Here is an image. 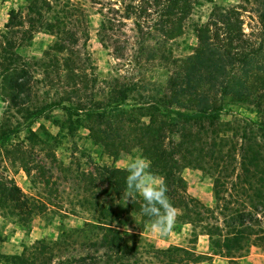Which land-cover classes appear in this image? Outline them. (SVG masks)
Listing matches in <instances>:
<instances>
[{"label":"rangeland","instance_id":"obj_1","mask_svg":"<svg viewBox=\"0 0 264 264\" xmlns=\"http://www.w3.org/2000/svg\"><path fill=\"white\" fill-rule=\"evenodd\" d=\"M97 1L106 6L111 3V0ZM25 2L0 0V29L8 23L11 11L23 7ZM81 3L90 16L87 53L95 67L94 75L100 81L117 79L105 93L100 89L94 91V98L99 96L100 101H104L112 92V97L126 95V106L113 119H117L118 130L128 142L145 137L147 143L129 147L132 144L129 142L123 151L106 148L95 132L90 131L88 115L77 116L75 112L55 106L64 102L75 108L82 96L67 102L62 90L46 84L37 85L40 97L37 106L42 107L43 115L32 122L29 113L12 109L0 95V135L2 130L21 128L16 137L5 143L3 150H10V145L23 141L25 146L21 150L28 164L24 166L14 157L6 158V151L0 153V175L12 179L26 198L21 201L27 205L22 209L12 207V211L0 205V252L19 256L37 241L55 242L71 231L67 250L55 254L50 264L92 254L93 250H86V243L89 238L100 239L103 230L96 228H101L99 222H102L119 229L126 243L137 247L145 257L151 256L155 249L180 247L193 253L189 257L193 262L186 264H264V157L257 166L244 171L239 155L244 137L255 148L264 146V132L257 125L264 123V115L254 104L255 96H245L248 85L260 88V77L264 79V23L261 19L264 0H195L185 35L167 45L172 60L187 58L186 70L203 72L204 78L208 77L209 81L204 80L205 88L210 86L212 75L220 73L214 81L218 93L215 92L217 96L210 103L223 110L220 119L212 121L215 123L212 127L204 120H186L151 107L167 95V82L174 72L173 66L166 62L171 60L152 61L147 56L144 48L148 42L140 43L142 39L134 19L125 21L119 32L121 52L118 56L113 47L106 48L98 37L101 5H94L90 0ZM215 7L219 10L235 7L243 22L238 29V40L227 39L222 26L210 25L212 39L209 42L213 46L232 43L234 52L250 53L245 67L227 59L229 62L222 61L220 68L196 54L199 44L196 29L209 22ZM55 42L56 36L41 32L28 46L18 49V53L28 61L39 59ZM233 74L239 76L242 85H231L228 94L221 95V88ZM241 77L247 79L242 81ZM37 78L44 81L43 76ZM232 89L244 94H236ZM248 90V94L254 93ZM182 101L187 103L188 99ZM84 103L91 106L87 99ZM158 106L166 107L163 102ZM173 109L190 113L188 108L176 104ZM28 130L34 131L38 139L26 140ZM173 143L179 144V149L173 147ZM29 152L31 157L27 156ZM187 152L189 160L180 163L177 169H169L172 177H168L159 156L165 162L169 154L177 153L175 159L178 160ZM136 156L148 158L152 162L151 170L166 179L167 195L173 205L191 204L186 209L177 208L174 226L166 236L153 234L150 218L142 212L131 211L118 216L121 220H115L120 205L144 203L139 194L131 200L125 194L128 159ZM174 162L168 161V167ZM116 170L125 172L120 174ZM249 215L257 216L261 223L247 222L234 229L233 218L246 216L249 219ZM212 227L219 230L216 238L210 236ZM236 231L238 237L234 239ZM225 238L229 241L225 242ZM219 239L222 241L216 242ZM230 251L232 256L228 254ZM235 251L240 252L234 254Z\"/></svg>","mask_w":264,"mask_h":264},{"label":"trees","instance_id":"obj_2","mask_svg":"<svg viewBox=\"0 0 264 264\" xmlns=\"http://www.w3.org/2000/svg\"><path fill=\"white\" fill-rule=\"evenodd\" d=\"M81 1L87 0H26L23 7L11 11L8 23L4 29H0V95L12 109L29 113L32 117L30 122L39 119L43 115L42 107L37 106L40 98L37 90L39 84H46L47 87L62 90L67 102L82 96L78 99L75 108L66 105L64 102L56 103L55 106L68 112H75L77 116L81 114L88 115L90 131H94L96 137L100 138V141L108 149L116 148L118 151H123L128 147L129 142L132 143L129 147L144 145L147 143L145 137L128 142V139L124 138L119 132L120 129L116 125L117 119H113L114 115L120 113L121 108L126 106V95L112 97L111 95L114 94L112 92L107 94L108 97L104 101H100L99 96L97 99L94 98L96 95L94 91L100 89L105 93L109 86L117 82V79L100 81L94 75L95 67L87 53L90 16ZM90 1L94 5H101L99 13L102 20L98 37L100 43L106 48L113 47L119 56V52H121L118 47L120 44L119 32H121L125 21L134 19V24L142 39L140 43L148 42L147 47L144 48L148 52L147 56L152 61L171 60V62L166 63L173 66L172 73H174L170 81L167 82V95L159 99L166 107L158 106L160 102L152 104L151 107H155L157 111L165 114H173L186 120H204L210 124V127L215 126L212 121L220 119L223 109L221 106L216 107L215 104L210 103V100H215L214 96H217L216 93L218 92L215 89L217 84L214 81L220 73L213 74L212 80L209 82L210 86L205 88L204 80H208V77L204 78L203 72L194 73L186 70L184 66L188 61L187 58L183 61L181 58L172 60L171 55L167 52L169 42L185 35L187 22L191 18L195 0H111V3H108L107 6L97 0ZM112 1H114V4H112ZM261 19L264 23V9L261 12ZM242 22L235 7L223 10L215 7L209 17V22L196 29L199 43L196 54L203 55L204 58L213 61L220 68L222 67V61H228L227 59L239 62L245 67L251 54L234 52L232 43L213 46L209 42L212 38L209 35L208 28L210 25L222 26L226 30L227 39L238 40V29L241 27ZM41 32L56 36L57 42L44 52L42 58H33L28 61L18 53V49L28 46L35 36ZM181 61L182 65L178 66ZM235 70L239 71L240 68ZM89 71H91L90 74ZM234 75L224 83L225 86L221 88V95L226 96L231 85H242L239 76ZM38 76H43L44 81H39ZM241 78L242 81L243 78L247 79L245 77ZM260 80L261 87L253 89L248 85L245 96H255L254 104L258 105L257 108L264 115V79L260 77ZM248 88L255 94H248ZM232 91L236 94H244L241 90L232 89ZM84 99L89 100L91 106H87L89 103H84ZM183 99H188L187 103H183ZM173 104L181 108H188L190 113L173 109ZM101 125H104L105 128H100ZM257 125L264 132V123ZM20 131L21 128L2 130L0 153L6 151V158L14 157L24 166H28L25 161L26 155L21 150L25 146L23 141L10 145V150H3L5 143L11 137H16ZM31 139L32 141L38 139V135L32 130H28L26 140L30 141ZM172 145L179 149V144L173 143ZM150 148L155 149L154 147ZM260 151L264 153V146L258 145L255 148L250 140H246L244 137V142L241 143L239 150L241 167L244 171L249 167L257 166L261 161V157H264ZM29 153L27 156L31 157L32 153ZM176 154H169L167 160L175 161L170 168L168 167V161L165 159L164 162L159 156L162 164L167 169L166 175L170 178L172 176L169 174V169H177L180 163L189 160L187 157L188 152L178 160L175 159ZM39 168L41 170L40 166ZM115 172L123 174L125 171L116 170ZM180 182L182 181L180 180ZM0 197L1 208L8 211H12V207L15 206L19 209L27 207L25 201H21V198L22 200L26 199L22 191L12 182V179L1 175ZM141 206V203H133L128 206L120 205L115 220L117 218L121 220V217L118 216H123L131 211L132 213H141ZM174 206L186 209L191 204L183 202L175 203ZM257 212H259V209H257ZM249 216V219H246V216L233 218L234 229L244 226L247 222L261 223L257 216ZM91 226L94 227V225ZM99 226L101 228H95L103 230L100 239L89 238L88 243H86V250H93L92 254L87 253L71 257L57 264H186L193 262L189 259L193 253L180 247L155 249L152 251L151 256L145 257L137 247L126 243L119 229L102 222H99ZM210 231L213 232H210L212 238L219 236V230L216 227H212ZM71 233L73 232H65L62 238L55 242L37 241L30 247H26L19 256H7L0 252V264L3 262L6 264H50V260L55 254L65 253L69 246L68 241L71 239ZM236 233L237 231L233 233L234 239L238 237ZM221 241V239L216 240V242ZM224 241L229 240L225 238ZM222 248L225 249L224 246ZM239 252L235 251L234 254ZM228 254L232 256L233 253L230 251Z\"/></svg>","mask_w":264,"mask_h":264},{"label":"clouds","instance_id":"obj_3","mask_svg":"<svg viewBox=\"0 0 264 264\" xmlns=\"http://www.w3.org/2000/svg\"><path fill=\"white\" fill-rule=\"evenodd\" d=\"M152 162L143 156L129 157L126 171V196L134 199L142 196L143 215L150 218V231L159 236H166L174 226L179 210L170 201L166 179L155 174Z\"/></svg>","mask_w":264,"mask_h":264}]
</instances>
